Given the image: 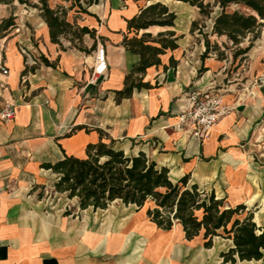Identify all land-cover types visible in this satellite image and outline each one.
I'll list each match as a JSON object with an SVG mask.
<instances>
[{"label": "crops", "instance_id": "crops-1", "mask_svg": "<svg viewBox=\"0 0 264 264\" xmlns=\"http://www.w3.org/2000/svg\"><path fill=\"white\" fill-rule=\"evenodd\" d=\"M157 1L175 15L170 3L198 9L178 0H99L88 6L91 15L84 23L95 32L82 38L83 46L91 49L88 53L51 42L41 16L36 29L41 39L36 48L39 58L25 57L10 44L0 53L8 68V75L0 73V103L9 100L16 105L14 119L0 125V264H258L261 260L226 262L220 253L234 246L231 239L216 236L205 248L194 238L187 240L177 222L154 235L160 228L146 216L149 203L138 209L114 200L105 209H80L77 198L54 190L56 174L42 166L64 154L84 156L86 144L105 133L125 153L143 151L158 166H166L171 181L189 174L190 184L213 190L226 206L244 204L255 223L264 226V220L257 223L253 210L264 209V163L256 159L257 154L264 155V133L258 128L264 117V90L256 98L226 94L229 113L201 141L176 126L179 113L188 106L189 91L218 85L223 76L222 60L211 55L202 60L205 46L197 29L190 31L193 21L187 34L176 28L177 17L173 26L139 30L152 35L174 31L178 46L166 49L159 65L139 75L149 82L148 88H134L116 101V91L139 61L138 54L122 45L124 35H130L127 20ZM99 46L107 70L94 76ZM42 57L53 65H46ZM66 203L77 211H68ZM177 238L185 242L178 243Z\"/></svg>", "mask_w": 264, "mask_h": 264}, {"label": "trees", "instance_id": "trees-1", "mask_svg": "<svg viewBox=\"0 0 264 264\" xmlns=\"http://www.w3.org/2000/svg\"><path fill=\"white\" fill-rule=\"evenodd\" d=\"M0 1L9 3L12 0ZM70 1L81 7L82 2L89 6L99 0ZM178 1L196 6L205 17H210L214 7L219 9L209 32L199 28L197 21L191 24L190 31L197 29L203 38L205 49L202 60L211 54L218 60L227 58L224 50L220 49L219 38L225 46L228 42L237 46L232 53L233 60L244 55L264 26V0H213L212 3L206 0ZM38 8L39 15L48 26L51 42L61 44L59 37L66 36L71 43L77 44L80 51L88 53L91 50L81 44L85 34L94 36V29L86 25L74 26L66 20L65 11L51 8L47 0H40ZM175 17L173 11L157 1L141 7L136 15L127 20L130 35H124L122 45L138 54L139 61L125 76L123 88L116 91V101L129 96L134 88H148L149 82L143 81L139 75L145 73L148 67L159 65L160 55L166 49L178 46L174 31H160L152 35L148 32L137 34L139 30L152 25L173 26ZM9 25H12V21L7 19L0 27ZM246 37L249 43L239 47L238 44ZM42 61L46 65H53L45 57H42ZM98 135L96 142L86 144L84 156L64 154L54 163L42 164L56 174V192L65 193L70 199L77 198L80 209H105L114 200L135 205L138 209L149 203L146 216L162 230H170L177 222L187 240L201 236L205 248L212 246L216 236L231 239L234 246L220 253L226 262L262 258L264 226L255 223L252 211L247 210L244 204L226 206L224 198H217L213 190L206 192L197 184H190L189 174L173 182L168 175L169 169L158 166L143 151L127 154L115 146L113 138L105 133Z\"/></svg>", "mask_w": 264, "mask_h": 264}, {"label": "rangeland", "instance_id": "rangeland-1", "mask_svg": "<svg viewBox=\"0 0 264 264\" xmlns=\"http://www.w3.org/2000/svg\"><path fill=\"white\" fill-rule=\"evenodd\" d=\"M206 1L213 2V0ZM47 3L53 9L65 11L66 20L74 24V26L85 25V20L90 16V14H88V6L84 2L81 3V7L70 0H47ZM39 5L40 0H23V2L13 0L9 3L0 1V25L7 19L12 21V25L4 26L2 28L0 27V53L3 54L7 46L11 45L25 57H32V54H34L39 58L36 52V48H38L41 41L40 36H38L36 32V29H38L37 22L40 19ZM170 6L171 8L174 7L177 13L176 28L184 31L186 34L188 33L187 26L192 21H197L199 28L203 29V31L209 32L213 17L219 10L217 7H214L210 17H205L198 11V9L193 7L186 6V8L183 9L181 4L171 3ZM241 9L242 11H245V8L241 7ZM195 33L198 34V31L196 30ZM137 34H139V32ZM69 35L70 34H68V37ZM248 37H250V35ZM248 37L243 39L238 46L245 47L249 43ZM59 39L61 41V44H58L59 48L78 49L77 44L75 45L74 43H71L66 36H60ZM217 41L219 42L220 49L224 50L227 58L221 61L222 66L219 67V70L221 68L223 76L220 84L216 86L227 88L228 90L226 94H234L241 99L248 97L256 98L258 91L260 89L264 90V26L261 28L260 36L254 40L251 48L244 55H240L234 60L232 59V53L237 46L231 45L229 42L227 43V46H225L221 44V38L217 39ZM75 42H77V40H75ZM81 45H83V42ZM83 54L84 53H82V55ZM213 56L215 55L211 54V57ZM261 127V131L264 133V117L258 125V128ZM256 159L258 162L262 164L264 163V155L257 154ZM46 194V196L49 197L50 190H47ZM51 198L54 199V196L52 195ZM262 203L264 204V200ZM65 207L68 211H77L76 207L71 203H69V205L66 203ZM132 209L133 208H127L129 211H132ZM253 210L257 212L255 216L257 223L262 224L263 222H261V220H264V209L261 211H258V209ZM145 219H147L146 216ZM160 231L164 230L154 229L153 234L156 235ZM176 240L178 243L185 242L184 238H177ZM193 241L200 246L203 242L201 236L195 237ZM258 264H264V253Z\"/></svg>", "mask_w": 264, "mask_h": 264}, {"label": "built area", "instance_id": "built-area-1", "mask_svg": "<svg viewBox=\"0 0 264 264\" xmlns=\"http://www.w3.org/2000/svg\"><path fill=\"white\" fill-rule=\"evenodd\" d=\"M107 70V61L102 46L95 50V64L93 75H100ZM0 73L8 75V68L0 59ZM3 86L0 82V87ZM225 87L209 86L205 89L191 90L188 93V106L178 115L177 127L198 140H203L212 129L213 125L230 111V106L225 102L227 92ZM16 115L14 102L4 100L0 103V125L9 123Z\"/></svg>", "mask_w": 264, "mask_h": 264}]
</instances>
